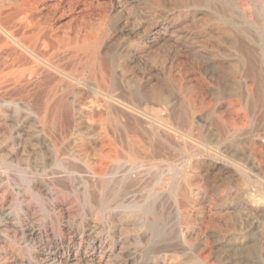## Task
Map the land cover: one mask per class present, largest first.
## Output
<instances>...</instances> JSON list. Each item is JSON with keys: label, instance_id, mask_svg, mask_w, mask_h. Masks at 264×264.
<instances>
[{"label": "bare ground", "instance_id": "1", "mask_svg": "<svg viewBox=\"0 0 264 264\" xmlns=\"http://www.w3.org/2000/svg\"><path fill=\"white\" fill-rule=\"evenodd\" d=\"M177 3L184 5V8L196 9V15L192 16L196 22L192 23L195 30L200 31L192 34L197 42L191 43L186 53L191 59L192 67L199 71L201 80L197 76L192 78L190 72L182 67L184 62L179 64L181 61L177 63L173 58V64L177 68L174 71L179 73V77L173 71L168 72L165 77L163 75V79L161 75L162 80L149 91L141 82H134L133 93L128 101L114 94L117 83L112 68L100 58L98 41L90 40L91 42H84L77 48L83 53L84 60L76 63V56L71 57L75 61L72 66H81L82 72L75 68L78 73L68 75L66 51L58 44L55 45L57 42H53L52 36H47L41 28L31 26L27 20L29 16L19 19L20 14L26 15L25 8L5 11L7 3L4 4L5 6L0 7V54H3L0 58V107L11 108L21 116L23 114L33 120L37 125L38 140L49 145L51 157L60 158L65 168L75 171L74 163L78 162L86 166L88 175L100 178L103 177V164L109 154H118L120 151L129 166L127 173L125 172L128 190L134 195L145 184L143 182L150 173L162 172L163 176L165 169L162 166L165 165L166 171L173 174L163 182V186L170 190L176 204L183 207L184 213L191 211L196 195L205 191L214 195L220 206L227 204L226 209L222 207L224 210L232 209L228 203L237 205L246 217L242 224L251 236L258 232V227L263 226L259 220H264V0H230L228 4L226 0H177ZM249 3L253 5V15L247 18V14L251 12ZM201 7L207 8L209 12L206 11L202 16L199 10ZM150 25L148 30L144 28L140 33L131 31L129 34L139 40H146L161 52L165 51L162 42L170 40L176 53L180 51V43L187 44L188 34L180 35L181 30L178 31L169 17L155 20ZM252 27L258 32H253ZM213 34L215 37L211 36ZM209 36L210 39L207 38ZM86 69L89 74L88 85L80 81ZM205 84L207 89L204 88ZM85 87L99 94L95 105L85 106L79 99L70 98L72 95L76 98ZM105 115L111 123L109 128L105 126L108 120ZM95 119L100 123V138H92L98 147L91 150L88 144H92V140L87 130L95 128ZM75 128L84 135L83 140L80 139L82 137L79 138V143L75 142L77 138L72 141ZM108 129L110 131L107 134ZM118 146L121 147L120 150ZM254 184L259 185L260 189L254 191ZM137 203L133 199L129 206L130 212L139 207ZM218 212L221 213V210ZM240 238L235 247L244 249L252 242L251 238L248 241L245 237ZM208 246L206 244L205 247ZM258 248L264 264L262 247ZM197 259L200 264H209L202 256Z\"/></svg>", "mask_w": 264, "mask_h": 264}, {"label": "rangeland", "instance_id": "2", "mask_svg": "<svg viewBox=\"0 0 264 264\" xmlns=\"http://www.w3.org/2000/svg\"><path fill=\"white\" fill-rule=\"evenodd\" d=\"M229 1L226 0V4ZM31 2L32 5H30ZM1 6L6 7L5 11L26 9V15L19 13V19L29 16L27 20L31 26L41 28L47 36H52L53 42H57L54 43L55 45L58 44L62 50L66 51L68 75L75 74V68L78 72H82L81 66L74 68L72 66L75 61L71 57L76 56V63L84 60L83 53L77 48L84 42L98 41L101 49L99 50L100 58L112 68L114 80L117 83L114 94L122 96L123 100L126 99L125 101H128L133 93L134 82H141L149 91L154 89L163 79V75L165 77L170 71L179 77V73L174 71L177 70L173 64L174 59L177 63L181 61L179 64L184 62L182 67L190 72L192 78L196 76L198 80L201 78L199 71L192 67L191 59L186 53L188 46L197 42L192 34L200 31V29L195 30L196 27L193 24L196 22L193 18L196 15L194 12L196 9L184 8V5L178 4L177 0H0ZM249 6L251 12L247 14V18L253 15L252 3H249ZM199 10L202 16L206 14V11L209 12L205 7ZM27 11L34 12L33 17L32 13ZM164 16L175 23L178 31L181 30L180 35L188 34L186 35L187 44L180 43L181 54L175 52L170 40L168 41L170 43L162 42L165 51L161 52L146 40H139L129 34L131 31L140 33L144 28L148 30L151 27L150 24L155 20H162ZM251 30L258 32L253 27ZM72 33L73 36H71ZM211 36L215 37V34ZM211 36L207 38L210 39ZM2 55L1 53L0 58ZM188 59L190 62L187 61ZM68 64L71 65L68 66ZM81 78L82 84H89L87 69ZM204 88L207 89L206 84ZM44 92L47 93V90ZM71 97L79 99L85 106H91L95 105L99 94L85 87L76 95V98L73 95ZM16 112L8 107H0V264H200L198 256L206 258L209 264H234L235 262L263 264V257L258 252V247H262L264 253L263 219L259 220L263 226L258 227V232L254 235L249 236L248 230L242 224L246 218L242 210L237 205L229 203L232 209L224 210L227 204L220 206L216 197L205 191L196 195L191 211L188 214L184 213L183 207L176 204L170 190L164 187L163 182L173 174L166 171L165 165L162 166V169H165L164 175L162 176V172L151 171L154 174L150 173L147 180L143 182L146 188L144 185L138 188L134 194L135 197L128 190L126 173L129 166L120 151L119 156L112 152L115 156L110 153L108 156L110 160L108 158L107 161L105 160L104 168L102 167L103 177L94 178L88 175L86 166L78 162L74 163L77 171H71L65 168L60 158L51 157L49 145L38 140L36 123ZM31 121L33 122L30 123ZM105 126L108 128L111 126L109 118ZM94 127L87 130L92 140L90 142L92 144H88L91 150L98 147V145L95 146L92 138H100L98 135L100 123L97 119L94 121ZM108 131L110 130L106 131L107 134ZM83 136L82 131L75 128L73 140H71L74 141L77 138L75 142L79 143L83 140ZM43 145L46 147L44 148ZM118 149L120 150L121 147L118 146ZM113 159L115 162L111 161ZM150 183H152L151 187ZM253 189L257 191L260 186L254 184ZM133 199L138 202L139 207L130 212L129 206ZM138 199L139 201H136ZM203 202L205 203L202 204ZM219 209L221 213L218 212ZM240 237H245L247 241L251 238L252 242L247 248L235 247L241 240ZM189 243L191 246L188 245ZM206 244L209 246L205 247Z\"/></svg>", "mask_w": 264, "mask_h": 264}]
</instances>
